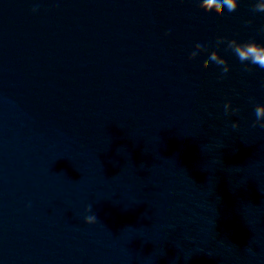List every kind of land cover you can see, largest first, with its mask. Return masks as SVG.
<instances>
[{
	"label": "water",
	"instance_id": "water-1",
	"mask_svg": "<svg viewBox=\"0 0 264 264\" xmlns=\"http://www.w3.org/2000/svg\"><path fill=\"white\" fill-rule=\"evenodd\" d=\"M254 3L0 0V264H264Z\"/></svg>",
	"mask_w": 264,
	"mask_h": 264
},
{
	"label": "clouds",
	"instance_id": "clouds-1",
	"mask_svg": "<svg viewBox=\"0 0 264 264\" xmlns=\"http://www.w3.org/2000/svg\"><path fill=\"white\" fill-rule=\"evenodd\" d=\"M210 2L213 4L219 2L228 11H234L239 6L240 0H210ZM253 7L255 11L264 12V0H255ZM248 23H250V21H248ZM219 40H223V38L221 37ZM208 42V36L202 35L200 37V42L195 46V50L199 51V49ZM227 46L241 63L247 62L249 65L254 64L258 65L260 68H264V43H258L254 39L242 42L232 39L228 41ZM213 52L216 53L215 56L212 55ZM210 59L219 65H223L222 73H227L229 71V65L226 59L217 51L214 50L211 52ZM255 115L258 121L264 120V105H257L255 107ZM253 125L255 126V123ZM260 127L264 128V123H261ZM95 221L96 216L94 214L85 215L84 217V222L87 224H93Z\"/></svg>",
	"mask_w": 264,
	"mask_h": 264
}]
</instances>
